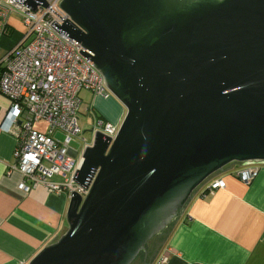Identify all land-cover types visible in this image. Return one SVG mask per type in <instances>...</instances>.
<instances>
[{"label":"water","instance_id":"obj_1","mask_svg":"<svg viewBox=\"0 0 264 264\" xmlns=\"http://www.w3.org/2000/svg\"><path fill=\"white\" fill-rule=\"evenodd\" d=\"M60 8V31L94 54L125 115L113 142L95 134L75 175L86 197L72 195L66 231L29 264H131L209 177L264 165V0Z\"/></svg>","mask_w":264,"mask_h":264},{"label":"built area","instance_id":"obj_2","mask_svg":"<svg viewBox=\"0 0 264 264\" xmlns=\"http://www.w3.org/2000/svg\"><path fill=\"white\" fill-rule=\"evenodd\" d=\"M62 1L46 0V7L38 5L32 10L25 0H0V37L8 34L12 13L19 16L23 27L20 41L2 59L0 94L9 101L7 121L17 139L12 165V171L22 176L17 189L28 193L41 186L53 194L66 193L70 198L78 194L84 199L91 184L85 189L75 182L83 155L97 133L113 142L122 121L111 125L92 118L91 140L80 139V152L70 146L81 133L79 92H89L92 98L111 94L93 65L94 54L60 31V26L71 21L60 8ZM90 110L87 106L84 111ZM38 123H44L46 130L36 129ZM57 134L62 135L61 140ZM257 171L258 167L250 166L232 173L239 182L248 184ZM225 186L219 177L206 188L214 191ZM164 263L160 256L155 262Z\"/></svg>","mask_w":264,"mask_h":264},{"label":"crops","instance_id":"obj_3","mask_svg":"<svg viewBox=\"0 0 264 264\" xmlns=\"http://www.w3.org/2000/svg\"><path fill=\"white\" fill-rule=\"evenodd\" d=\"M22 31L19 16L12 13L8 34L0 37V73L2 59L18 44ZM113 102L92 98L89 107L120 123L125 109L120 104L109 115ZM9 107L0 94V264H29L66 231L70 197L41 186L28 193L17 189L22 176L12 171L17 139L8 125ZM219 177L225 188L209 191L207 181L194 192L152 264L159 256L164 264H264V165L248 184L239 182L230 169Z\"/></svg>","mask_w":264,"mask_h":264},{"label":"trees","instance_id":"obj_4","mask_svg":"<svg viewBox=\"0 0 264 264\" xmlns=\"http://www.w3.org/2000/svg\"><path fill=\"white\" fill-rule=\"evenodd\" d=\"M95 99L100 100V101H109L112 100L114 101L113 103H111V108L109 107V111L108 114L109 115H114L117 110L119 109L120 103L113 97L109 96L107 98H103V97H95ZM92 109L94 110V112L97 114V119L99 120H103L105 122H108L111 125H117L119 121H111L108 118V115L106 113H103L102 110L97 109L95 106L92 107ZM230 169L231 171H233L236 168H242V167H236L234 164H230L228 166H226V169ZM219 173L211 176L208 178V180L211 182L212 180H214L215 178H219ZM199 188H197L196 190H198ZM195 190V191H196ZM184 212V210L182 211V213ZM178 214L177 217H175V219H173L172 221V226L168 225L166 227V229H164L161 233L154 235L145 245L146 247V251L148 252V254L144 257V253H141L140 255H138L131 264H152L153 263V257L157 254L158 250L163 246V244L166 242L167 237L169 235V233L171 232V230L173 229L174 224L176 223V221L178 220V218H180V216L182 215Z\"/></svg>","mask_w":264,"mask_h":264},{"label":"rangeland","instance_id":"obj_5","mask_svg":"<svg viewBox=\"0 0 264 264\" xmlns=\"http://www.w3.org/2000/svg\"><path fill=\"white\" fill-rule=\"evenodd\" d=\"M79 97L82 99V104L80 106V110H79V113H78V120H79V126H80V129H81V133L79 135V139L74 140L71 143V145H70L73 149L77 150L78 152L81 151V147L83 145V143L80 141V139L84 138L87 142H89L91 140L92 134H91V132H89V130L92 127L91 126V121H92V118L95 119V120L97 119V114L94 112L93 109H91V111H89V112H85L84 111L86 109V107L90 105V101L92 99V95H90L89 92L81 91V92H79ZM111 97H113V96H111ZM97 121L98 120H96V122ZM103 123H108V122L103 121ZM36 129H38L39 131H45L46 130V125L44 123L38 124L36 126ZM56 138L61 140L62 139V135L61 134H57ZM188 202H189V200L185 201V203L180 207V211L178 212V214L182 213V211L186 208ZM178 214H177V216H178ZM177 216H175V217H177ZM172 221H171V223L169 225L172 224Z\"/></svg>","mask_w":264,"mask_h":264},{"label":"flooded vegetation","instance_id":"obj_6","mask_svg":"<svg viewBox=\"0 0 264 264\" xmlns=\"http://www.w3.org/2000/svg\"><path fill=\"white\" fill-rule=\"evenodd\" d=\"M170 223H171V222H170ZM170 223H169V224H170ZM169 224H168V225H169ZM168 225H167V226H168ZM167 226H166V227H167ZM166 227H165L164 229H166ZM164 229H163V230H164ZM163 230H162V231H163ZM162 231H161V232H162ZM161 232H160V233H161ZM158 234H159V233H158ZM141 253H144V254H143L144 257L148 254V252L146 251V247H145V251H144V252H140L138 255H140Z\"/></svg>","mask_w":264,"mask_h":264}]
</instances>
